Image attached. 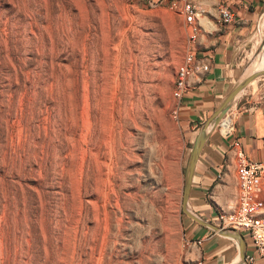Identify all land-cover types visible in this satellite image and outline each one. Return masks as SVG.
Wrapping results in <instances>:
<instances>
[{
	"label": "rangeland",
	"instance_id": "1",
	"mask_svg": "<svg viewBox=\"0 0 264 264\" xmlns=\"http://www.w3.org/2000/svg\"><path fill=\"white\" fill-rule=\"evenodd\" d=\"M173 1L0 0V264L192 262Z\"/></svg>",
	"mask_w": 264,
	"mask_h": 264
},
{
	"label": "crops",
	"instance_id": "2",
	"mask_svg": "<svg viewBox=\"0 0 264 264\" xmlns=\"http://www.w3.org/2000/svg\"><path fill=\"white\" fill-rule=\"evenodd\" d=\"M195 5L197 37L190 43L188 51L204 59L208 71L188 80L187 90L178 102L177 117L180 125L188 131L192 146L200 131L243 78L247 54L253 47L258 24L264 16V0H196ZM220 6L233 13L235 22L232 25L219 22ZM263 62L261 56L259 68ZM225 117L231 119L223 121L232 123L233 133L224 137L215 128L222 118L214 128L208 129L194 168L187 203L193 216L215 227H218L219 215L231 213L237 203L236 159L231 142L239 141L249 161H264V76L237 95ZM189 219L193 226L185 232L186 235L201 240L199 248L191 253V261L242 264L236 239L222 236ZM238 234L244 240L245 257L253 254L250 239L244 233ZM252 264L263 263L255 257Z\"/></svg>",
	"mask_w": 264,
	"mask_h": 264
},
{
	"label": "built area",
	"instance_id": "3",
	"mask_svg": "<svg viewBox=\"0 0 264 264\" xmlns=\"http://www.w3.org/2000/svg\"><path fill=\"white\" fill-rule=\"evenodd\" d=\"M195 1L175 0L170 5L178 11L184 23L189 26L190 43L194 42L197 37ZM218 15L219 22L224 25H232L235 22L233 13L227 7L220 6ZM207 71L208 65L205 60L197 58L194 53L188 51L175 74L172 90V97L176 101L172 110L174 118L178 117V102L187 90L188 80ZM225 119L230 118L225 117ZM218 129L224 137H230L233 133L232 123L225 132L222 131L221 123ZM230 146L234 150L236 159L238 197L236 208L231 213L219 215L218 228L246 234L253 248V254L245 257L247 264H252L255 257H258L264 264V161H249L238 140H233ZM190 264H202V262L192 261Z\"/></svg>",
	"mask_w": 264,
	"mask_h": 264
},
{
	"label": "water",
	"instance_id": "4",
	"mask_svg": "<svg viewBox=\"0 0 264 264\" xmlns=\"http://www.w3.org/2000/svg\"><path fill=\"white\" fill-rule=\"evenodd\" d=\"M263 76H264V70L259 71V72H254V73L249 74L246 77H243L237 83V85L234 87V89L229 93V95L224 99L222 104L215 111L212 118L207 122L205 127L200 131V133L197 136V138H196V140L192 146V149H191L189 162H188L187 167H186L185 181H184V187H183V198H182L183 213L186 216H188L189 218H191L192 220L207 226L208 228L212 229L213 231L217 232L218 234H220L222 236H226V237L236 239L239 243V257H240V260L242 261V264H246L244 240H243L242 236L240 234H238V232L222 230V229H219L218 227H215L213 225L203 223L202 221L197 219L195 216H193L188 211L186 206L188 203V198H189L194 168H195L196 162L198 160V156H199L201 149L204 145V142L206 140L208 129L214 128L217 125V123L224 116V114L228 110L229 106L231 105V103L234 101V99L237 97L238 94H240L251 82H253L257 78H260Z\"/></svg>",
	"mask_w": 264,
	"mask_h": 264
},
{
	"label": "bare ground",
	"instance_id": "5",
	"mask_svg": "<svg viewBox=\"0 0 264 264\" xmlns=\"http://www.w3.org/2000/svg\"><path fill=\"white\" fill-rule=\"evenodd\" d=\"M263 65H264V62H263V64L261 65V67L263 68ZM260 67V68H261ZM264 70V69H263ZM262 70V71H263ZM221 127H222V131L223 132H225V131H227V129H229L230 127H231V122H229V121H226V122H224L222 125H221ZM212 129V128H211Z\"/></svg>",
	"mask_w": 264,
	"mask_h": 264
}]
</instances>
